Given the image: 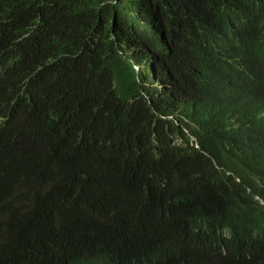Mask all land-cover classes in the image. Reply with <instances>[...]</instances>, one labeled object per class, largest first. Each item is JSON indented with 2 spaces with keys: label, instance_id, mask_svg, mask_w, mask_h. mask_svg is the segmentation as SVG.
Segmentation results:
<instances>
[{
  "label": "trees",
  "instance_id": "trees-1",
  "mask_svg": "<svg viewBox=\"0 0 264 264\" xmlns=\"http://www.w3.org/2000/svg\"><path fill=\"white\" fill-rule=\"evenodd\" d=\"M247 17L264 2L0 0V264H264L182 240L232 217L212 195L225 169L257 193L199 94L209 42Z\"/></svg>",
  "mask_w": 264,
  "mask_h": 264
},
{
  "label": "clouds",
  "instance_id": "clouds-1",
  "mask_svg": "<svg viewBox=\"0 0 264 264\" xmlns=\"http://www.w3.org/2000/svg\"><path fill=\"white\" fill-rule=\"evenodd\" d=\"M259 6L264 0H246ZM261 19V20H260ZM229 38L210 41L208 44L210 68L199 80L203 87L199 94L206 108L223 115L222 130L229 136L231 150L238 163L255 171L252 189L254 199L245 201L246 195L237 183L241 178L229 169L227 175L235 177V183L213 187V196L226 202L222 214L231 218L224 223H210L196 229L189 226L183 235L189 253L212 255L211 248L220 245L219 257L224 260H255L264 251L254 252L256 238L264 235V17L238 20ZM256 24L257 29L250 26ZM258 30H262L260 34ZM199 125L191 121L187 143L200 147L193 134ZM179 143H184L178 137ZM254 228L248 232L249 223ZM264 248V242L260 244ZM15 246H0V261L12 255ZM257 255V256H253ZM213 256V255H212ZM86 264H107L101 259L87 258Z\"/></svg>",
  "mask_w": 264,
  "mask_h": 264
}]
</instances>
